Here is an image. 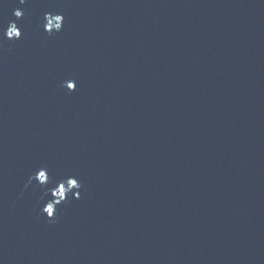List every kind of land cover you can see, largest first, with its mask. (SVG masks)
<instances>
[{
    "label": "water",
    "instance_id": "1",
    "mask_svg": "<svg viewBox=\"0 0 264 264\" xmlns=\"http://www.w3.org/2000/svg\"><path fill=\"white\" fill-rule=\"evenodd\" d=\"M0 264H264V0H0Z\"/></svg>",
    "mask_w": 264,
    "mask_h": 264
},
{
    "label": "clouds",
    "instance_id": "2",
    "mask_svg": "<svg viewBox=\"0 0 264 264\" xmlns=\"http://www.w3.org/2000/svg\"><path fill=\"white\" fill-rule=\"evenodd\" d=\"M21 3H23V0H21ZM14 15L18 18L21 15V13L19 11H15ZM57 24H59V21H57ZM15 35L16 34L13 31L7 32V37H15ZM39 179L40 181L44 180L43 172L39 174ZM56 195H60V193L57 192ZM49 209H51V206H46L44 209L41 210V214L44 215L47 219L51 220L53 218V215L51 214V211H49Z\"/></svg>",
    "mask_w": 264,
    "mask_h": 264
},
{
    "label": "snow or ice",
    "instance_id": "3",
    "mask_svg": "<svg viewBox=\"0 0 264 264\" xmlns=\"http://www.w3.org/2000/svg\"><path fill=\"white\" fill-rule=\"evenodd\" d=\"M16 26V25H15ZM59 26V25H58ZM19 35H21V33L19 34ZM49 211H51V209H49Z\"/></svg>",
    "mask_w": 264,
    "mask_h": 264
}]
</instances>
